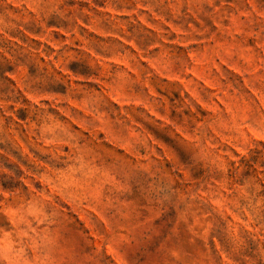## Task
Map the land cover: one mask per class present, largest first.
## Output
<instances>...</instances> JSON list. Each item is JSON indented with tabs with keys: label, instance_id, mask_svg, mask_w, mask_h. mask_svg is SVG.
I'll list each match as a JSON object with an SVG mask.
<instances>
[{
	"label": "rangeland",
	"instance_id": "rangeland-1",
	"mask_svg": "<svg viewBox=\"0 0 264 264\" xmlns=\"http://www.w3.org/2000/svg\"><path fill=\"white\" fill-rule=\"evenodd\" d=\"M0 264H264V0H0Z\"/></svg>",
	"mask_w": 264,
	"mask_h": 264
}]
</instances>
